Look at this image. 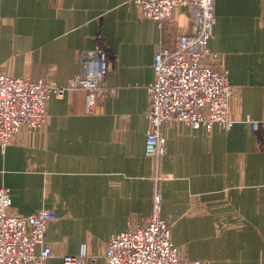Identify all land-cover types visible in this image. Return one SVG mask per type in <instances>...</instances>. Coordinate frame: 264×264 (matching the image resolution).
I'll use <instances>...</instances> for the list:
<instances>
[{"label": "crops", "instance_id": "crops-1", "mask_svg": "<svg viewBox=\"0 0 264 264\" xmlns=\"http://www.w3.org/2000/svg\"><path fill=\"white\" fill-rule=\"evenodd\" d=\"M188 9L161 29L131 0H0V70L66 85L83 54L104 45L111 59L105 83L116 92L87 113L86 91L47 100L48 122L0 145V187L11 212H55L44 264L79 254L106 264L110 236L146 224L157 187L161 215L184 259L203 264H264V0H216L209 47L220 54L233 87L231 128L167 125L163 177L146 155L158 44L175 45L192 30Z\"/></svg>", "mask_w": 264, "mask_h": 264}, {"label": "built area", "instance_id": "built-area-1", "mask_svg": "<svg viewBox=\"0 0 264 264\" xmlns=\"http://www.w3.org/2000/svg\"><path fill=\"white\" fill-rule=\"evenodd\" d=\"M141 16L157 21L163 29L177 8L188 9L192 30L180 33L173 46L158 44L155 51V79L148 85L150 105L146 111L149 127L145 153L156 160L155 180L163 179L160 160L166 154L167 125L183 122L194 128L211 130L218 125L231 128L233 87L228 70L219 64L220 54L210 49L216 22V0H131ZM111 66L108 49L98 44L83 54L82 70L66 85L46 79L13 76L0 70V145L11 144L23 130H40L47 125V100L51 94L63 96L68 90L86 91V112L98 113L100 102L116 88L106 85ZM255 131L264 126L254 122ZM163 193L157 187L153 212L146 224L114 233L106 250V264H203L184 259L175 245L172 225L161 215ZM13 199L9 187H0V264H44L52 256L46 243L48 225L56 219L54 211L40 209L28 215L11 212ZM85 247L79 254L63 255V264H86ZM96 257L91 262L96 264Z\"/></svg>", "mask_w": 264, "mask_h": 264}]
</instances>
